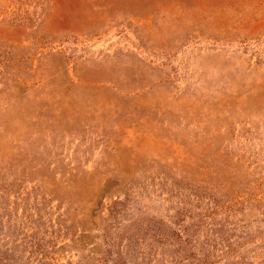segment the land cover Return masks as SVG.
Here are the masks:
<instances>
[{"label": "rangeland", "instance_id": "1", "mask_svg": "<svg viewBox=\"0 0 264 264\" xmlns=\"http://www.w3.org/2000/svg\"><path fill=\"white\" fill-rule=\"evenodd\" d=\"M0 264H264V0H0Z\"/></svg>", "mask_w": 264, "mask_h": 264}]
</instances>
